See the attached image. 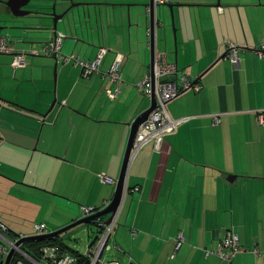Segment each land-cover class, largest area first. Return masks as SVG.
I'll return each mask as SVG.
<instances>
[{
    "label": "crops",
    "instance_id": "crops-1",
    "mask_svg": "<svg viewBox=\"0 0 264 264\" xmlns=\"http://www.w3.org/2000/svg\"><path fill=\"white\" fill-rule=\"evenodd\" d=\"M144 1L108 0L129 5L100 8V17L90 23L97 40L93 47L75 42L76 30L58 31L83 59H91L96 47L105 48L97 72L82 78L70 62H59L54 87L39 86L35 105L23 99H14L18 106L3 103V114L34 123L0 121V185L9 193L45 194L51 208L59 206L62 220L49 230L80 217L81 206L99 209L112 196L114 183L101 182L99 174L115 181L129 123L148 105L138 90L149 61L143 8L135 5ZM189 11L173 8L171 27L168 10L161 8L154 19L153 53L163 52L190 81L198 77L192 85L199 88L183 90L165 104L169 117L187 119L158 148L147 142L127 162L112 217L110 257L119 264H264V56L254 52L264 41V0H220L216 9ZM226 40L241 47L235 66L226 57L216 61L226 51ZM115 53L122 55L118 86L104 75ZM27 64L10 66L6 78L16 86L39 84ZM28 69L31 77H25ZM52 98L51 110L39 120ZM18 155L35 159L34 170L44 159L45 181L25 180L15 166ZM226 231L259 254L247 250L221 261L216 251ZM178 234L182 241L175 248Z\"/></svg>",
    "mask_w": 264,
    "mask_h": 264
},
{
    "label": "built area",
    "instance_id": "built-area-1",
    "mask_svg": "<svg viewBox=\"0 0 264 264\" xmlns=\"http://www.w3.org/2000/svg\"><path fill=\"white\" fill-rule=\"evenodd\" d=\"M165 0H153L154 3H161ZM61 35L57 34L55 37L49 38L42 43L39 50L31 49L29 53L38 55L43 53L45 56L54 57L55 62H70L78 69L79 75L82 78H87L91 74L97 72L100 61L106 52L104 47H96L95 53L91 59H83L77 54H62L60 53ZM226 48V59L230 65L235 66L238 62L237 53L241 49L235 43L224 41ZM258 58L264 56V41H260L254 49ZM0 53H8L11 55L10 66L15 69L24 67L26 53L23 51H14L11 44L6 37L0 35ZM122 60V55L115 53L111 64L104 74L109 80L120 83L119 66ZM192 87L197 90L199 87L190 84L189 78L180 73L176 65L165 59L163 52H154L152 56L151 70H146L140 82L138 83V90L141 95L149 99L153 97L154 106L147 114L145 120L141 122L133 135L130 151L127 162H129L137 153L139 148L151 142L154 148H158L162 138L170 133H173L177 126L184 122L187 117L171 118L167 115L165 104L174 98L181 90ZM117 89V88H116ZM114 96V94H112ZM216 117L213 116V122H216ZM257 121L261 122V116H257ZM99 179L103 183H114L113 180L104 174H99ZM133 190H137L134 187ZM94 208L80 207V215H88L94 212ZM100 230L96 233V237L90 245H86L83 251H79L81 255L87 257L88 264H119V262L110 257L106 260L102 259L103 251L107 250L108 237L113 228L112 220L103 224L101 221L98 224ZM49 229L44 223H32L28 231L12 232L6 225L0 222V264L11 249L12 254L7 264H75V257L67 251L60 250L57 245L42 244L32 249L24 250L21 242H16L25 236L38 235L48 232ZM8 234V235H7ZM182 237L180 234L176 236L175 248L181 243ZM29 242V241H27ZM251 251L254 255H258L260 251L256 248L247 249L238 244L237 236L232 231H226L219 242L216 255L223 262H229L231 258L239 252ZM264 252V248L262 249ZM33 255V256H31Z\"/></svg>",
    "mask_w": 264,
    "mask_h": 264
},
{
    "label": "rangeland",
    "instance_id": "rangeland-1",
    "mask_svg": "<svg viewBox=\"0 0 264 264\" xmlns=\"http://www.w3.org/2000/svg\"><path fill=\"white\" fill-rule=\"evenodd\" d=\"M12 24L13 22H11L9 19H6L4 21L5 27L0 29V35L6 37L8 42L10 44L15 45V48L18 51H23L24 53H28L29 49L32 48L39 50L42 45V42L46 40V36L44 35L36 34L32 31L31 32L29 31L25 34L24 32L15 29V27H13ZM58 25L59 26H57L56 28L57 31H60L62 33L74 32L72 26L70 25L68 27L67 24H64L62 22H59ZM77 34L78 36H80V32L78 28H77ZM92 35L94 37L93 33ZM93 41H94L93 42V46H94L96 45L97 40L94 38ZM28 42H31V44H28ZM67 43H68V39H63L61 41L60 53L66 55L72 53L75 55L76 53L72 52V47H69L68 49ZM38 55L39 56L30 57V55L26 54L25 62L28 63L27 67L29 69H32L34 67L32 77H36V76L39 77V81L41 80L40 83L39 84L35 83L34 85L31 84L30 86L24 83L16 86L13 85L12 81L6 78L5 76L7 73H9L11 76L12 73V69L8 63L9 60L11 59V56L0 53V111H1L0 121L2 120V122L5 123L14 121L16 124L21 123L28 125H32L34 123L32 120L27 119L25 117H12L9 115L8 112L3 114L2 106L3 103L4 104L11 103L16 105L17 102L14 101V99H17L19 101L23 99L24 102L33 106L37 103L38 96H40L38 95L39 91L37 92V90L40 87L45 88L44 82L46 86H51L52 88L54 87L55 84L54 82L56 81V75H57V71L55 67V72H54L55 80L53 82L54 60L51 57L45 56L43 53H39ZM43 59H47L48 62L45 63L39 61ZM56 63L58 64L59 62ZM29 69L26 72L25 77H29V76L31 77V72H29ZM21 71L22 70H18V72L15 74V78L19 76ZM51 87L50 90L52 92ZM40 90L42 89L40 88ZM18 105L19 104H17V106ZM26 108L29 109L28 107ZM40 114L42 113H38L39 120L45 117V116L41 117ZM34 160L35 159L31 161L29 156L28 158H25L23 156L18 155V157L15 156V164H16L15 166H17L21 170V174L22 173L26 174V176L24 177L25 180L32 177L35 179L34 181H36L37 183H41L43 180L45 181V179L47 178V174H49L47 173L48 164L44 159H41L38 162L40 166L39 170L37 169L34 170L33 169ZM9 194H11L12 196H8ZM57 208L58 209L51 208V205H49L47 202V195L45 194L37 193V196H29L27 192H17L13 190H10L9 193L7 187L0 185V220H2V222L5 223L4 225H6L7 228L12 232H19V231L26 232L28 231L32 223H38L40 221H44L46 227L51 228L56 224L58 220H62L61 210H59V206H57ZM105 218L106 216L102 215L98 218V221H103ZM95 227L96 225L94 224L78 225L70 230H67L66 232H63L61 234V239L69 247L75 248L79 251H83L84 248L86 247L87 241H89L91 237L95 234L96 232ZM113 238H114V233L111 232L107 241V250L106 251L104 250L101 256L103 260L110 258V254L112 252L111 247L113 244Z\"/></svg>",
    "mask_w": 264,
    "mask_h": 264
},
{
    "label": "water",
    "instance_id": "water-1",
    "mask_svg": "<svg viewBox=\"0 0 264 264\" xmlns=\"http://www.w3.org/2000/svg\"><path fill=\"white\" fill-rule=\"evenodd\" d=\"M65 4H66V0H37L36 1L37 9L34 12H32L30 16V19H32L34 22V26L27 29L30 30V32L32 31L36 34H41L46 36V40H48L49 38L55 37L57 34H59L55 26V21L59 20L62 23L67 24L68 27L69 25L72 26L74 31L75 30L77 31V28L79 29L80 36H75L74 40L75 42L79 43L80 46H84L86 48L88 46L89 47L93 46L92 29H94L95 27L90 26V23L91 21H96L97 18L100 17V8L105 6H113V5H117V6L125 5L127 7L129 5V4H121V3L113 4L108 2L107 0L96 1V2L86 1L82 3V5L85 7L84 9H82L80 12H73L70 7L64 8ZM135 5H140L143 8L144 20L146 23L147 44L149 48V61L147 64V70H151L153 44H154V25H155L154 19L162 15L161 8L165 7L168 10L170 24L171 27H173L172 25L173 8L179 10L180 13L183 12L189 13L190 12L189 9L193 6H203V7H210L216 9L220 7V0H214V2L199 3V4L192 3L190 2V0H165L164 2L161 3H154L153 0H145L140 4L135 3ZM89 7L91 8L89 9ZM61 9H62L61 13L56 18H54V11ZM2 28L3 27H0V29ZM67 37L68 36L61 35L62 39ZM28 44H31V42H28ZM225 54L226 51H224L221 55H219L216 61L225 57ZM51 58L54 60L53 63V81H54V77H55L54 69L56 62L54 57ZM196 79L190 81V84H193L196 81ZM183 90H181L180 92H182ZM53 104H54V99L50 102L45 112L40 114V116L44 117L51 110ZM153 106H154V100L153 97H150L148 99L147 107L144 110H142L140 113H138L129 123L128 134L119 167V172L114 181L113 193L108 203L104 207L95 209L94 212L88 215L80 216L56 229H52L49 230L48 232L38 235L22 237L16 242V244L21 242L37 241V240L52 238L81 224L98 225L100 222L98 221V218L102 215L106 216V218L103 221H101L103 224H107L112 220V217L115 214L120 198L122 196L123 187H124V174L126 170L127 158L130 151L134 132L137 126L145 120L147 114L151 111ZM11 254H12V250L10 249L3 261V264L8 263ZM226 264H230V263H226Z\"/></svg>",
    "mask_w": 264,
    "mask_h": 264
},
{
    "label": "flooded vegetation",
    "instance_id": "flooded-vegetation-1",
    "mask_svg": "<svg viewBox=\"0 0 264 264\" xmlns=\"http://www.w3.org/2000/svg\"><path fill=\"white\" fill-rule=\"evenodd\" d=\"M36 1L37 0H0V27H5L4 21L9 19L13 22L12 25L15 29L22 31L25 34L29 32L30 30L27 28L34 26V22L30 19V16L32 12L37 9ZM86 1L96 2L97 0H66L64 8L70 7L73 12H80L85 8L82 3ZM90 8L91 7H89V9ZM62 9L54 11V18L61 13ZM59 22L61 21H55L56 28L59 26Z\"/></svg>",
    "mask_w": 264,
    "mask_h": 264
},
{
    "label": "trees",
    "instance_id": "trees-1",
    "mask_svg": "<svg viewBox=\"0 0 264 264\" xmlns=\"http://www.w3.org/2000/svg\"><path fill=\"white\" fill-rule=\"evenodd\" d=\"M99 230H100V226L96 225V232H98ZM95 237H96V234L94 238L90 240V242L87 245H90L95 239ZM42 244L57 245L60 248V250L69 252L71 255L75 257V264H88L87 257L81 255L80 252L76 250L75 248L69 247L67 244H65L64 241L61 239V234L58 236L52 237V238L25 242L22 247L24 250H28V249H32V247H36Z\"/></svg>",
    "mask_w": 264,
    "mask_h": 264
}]
</instances>
